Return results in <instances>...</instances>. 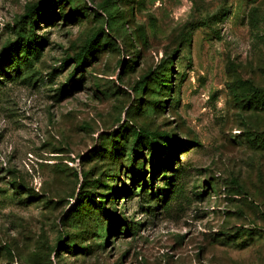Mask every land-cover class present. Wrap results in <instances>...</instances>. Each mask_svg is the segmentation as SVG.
I'll return each mask as SVG.
<instances>
[{
	"label": "rangeland",
	"instance_id": "rangeland-1",
	"mask_svg": "<svg viewBox=\"0 0 264 264\" xmlns=\"http://www.w3.org/2000/svg\"><path fill=\"white\" fill-rule=\"evenodd\" d=\"M37 1L0 0V264H264V0Z\"/></svg>",
	"mask_w": 264,
	"mask_h": 264
},
{
	"label": "trees",
	"instance_id": "trees-1",
	"mask_svg": "<svg viewBox=\"0 0 264 264\" xmlns=\"http://www.w3.org/2000/svg\"><path fill=\"white\" fill-rule=\"evenodd\" d=\"M44 4L42 0H39L35 2L33 5H31L28 9L27 12H33L35 9L38 7H41V5ZM45 12V10H44ZM46 13V12H45ZM103 34V28L99 27L96 30H94L82 43L80 46L78 52L73 55V59L75 61V66H81L82 61L86 58L91 56L99 47L101 44V36ZM28 59L27 57V46L23 41H15L10 43L9 45L3 47L0 50V67L3 65H6V63H9L12 67L19 68L21 60L26 62ZM67 60H64V63H66ZM74 74V70H72L69 73V76L72 77ZM165 87L168 89L169 85L168 83H164ZM134 135L139 138L143 137L145 142L150 144L152 147V152L153 154H157V145H158V138H167L169 135L165 133H158V132H150V133H145L144 136L140 135V132L133 131ZM138 153H136L134 150L132 151V157H136ZM153 166V164H151ZM93 195H91L90 192L87 190L84 191L83 195L81 196H76L75 201H81L84 198H91ZM149 196H152V193L149 194ZM79 197V198H78ZM96 207L99 209V211L104 215L108 216L111 221H115L117 225L120 223L124 222L123 220H120V218H117V215L114 213L108 212L107 208L104 206L103 202H98L96 204ZM122 221V222H121ZM127 229H130V225L125 224L124 225ZM83 249V248H80Z\"/></svg>",
	"mask_w": 264,
	"mask_h": 264
}]
</instances>
